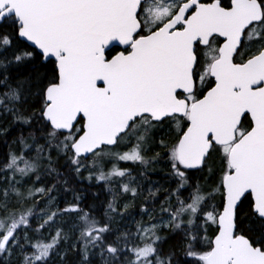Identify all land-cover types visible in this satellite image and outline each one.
Wrapping results in <instances>:
<instances>
[{"label": "water", "instance_id": "95a60500", "mask_svg": "<svg viewBox=\"0 0 264 264\" xmlns=\"http://www.w3.org/2000/svg\"><path fill=\"white\" fill-rule=\"evenodd\" d=\"M199 1L182 5L171 22L135 42L142 0H0V25L13 18L18 39L43 64H55L57 81L44 93L42 119L62 135L83 121L71 145L75 158L87 160L115 147L145 117L157 124L188 115L176 158L189 171L202 169L212 146L233 144L227 157L230 173L221 183L218 232L205 263L264 264V251L237 233L235 219L249 195L253 213L264 221V48L242 65L232 62L246 29L262 21V8L256 0H233V8L221 16L202 8L184 22ZM179 23L182 31L169 32ZM212 36L224 41L210 69L214 86L189 108L177 95L194 93L195 44ZM130 46V54L107 58L112 49ZM244 116L251 130L234 143Z\"/></svg>", "mask_w": 264, "mask_h": 264}, {"label": "trees", "instance_id": "16d2710c", "mask_svg": "<svg viewBox=\"0 0 264 264\" xmlns=\"http://www.w3.org/2000/svg\"><path fill=\"white\" fill-rule=\"evenodd\" d=\"M255 30L257 41L264 39L263 23ZM18 31L13 18L0 25V237L15 229L19 262L53 264L60 251V264H206L218 232L221 183L229 174L224 149L213 148L202 169L189 171L168 150L179 140L183 124L178 119L155 124L145 117L131 127L133 136L129 131L115 147L102 148L89 157L95 158L93 166L81 169L89 158H75L71 145L82 133V121L62 135L42 119L44 93L57 81L55 64H43L41 56L18 39ZM127 136L129 143L143 142L146 151L141 164H130V173L116 155L126 147ZM112 167L129 177L110 179ZM122 185L136 192L125 210ZM35 194L43 199L56 196L58 213L74 210L48 237H41L47 226L34 222L41 214ZM252 208L248 195L236 211V231L264 251V221ZM149 212L171 217L173 223L143 244L135 223ZM208 215L213 221H207ZM23 228L29 231L31 246L23 240ZM9 262L0 251V264H14Z\"/></svg>", "mask_w": 264, "mask_h": 264}, {"label": "flooded vegetation", "instance_id": "af4514ba", "mask_svg": "<svg viewBox=\"0 0 264 264\" xmlns=\"http://www.w3.org/2000/svg\"><path fill=\"white\" fill-rule=\"evenodd\" d=\"M154 1H155L156 5L159 4L160 6L157 5V6H155L156 8H154L152 5L150 7L151 10L146 11V10H144L145 7L147 6L146 4L148 2H151V0H142V2L140 4V8H139L140 11L137 15V21L140 23V29H139V32L133 37V42H135V41H137L143 37H146V36L153 34L154 31L162 29L164 27V25L171 22V20L177 16L178 12L181 9V6L186 5L191 0H180V1L174 0V2H171L172 0H154ZM256 1H258L259 5L262 8V18L263 19L258 24H252L246 29V32L243 35L242 45L240 46V48H238V50L236 51V55L233 57L232 62L234 65L244 64L245 62L248 61V59L259 54L260 50L262 48H264V45H263V47L260 48L259 51L257 52L256 49L253 48V46H255V44L257 43L256 42L257 39H253V38L251 39V42L248 43V45H251L253 49L252 50H249V49L245 50V48H244L245 44H246L245 39H246L248 32L252 31V30L256 32L255 28L264 22V0H256ZM171 4H175V5L173 7L170 6V8H169V5H171ZM232 4H233V0H200L198 7L195 5H192L187 10V12L185 13V16L183 17V21L188 22L202 8H210L216 16H221V13L223 12V10L224 11H230L233 8ZM157 8L165 11L163 13L164 14L163 16H160V17L156 16L155 12H158ZM154 14L158 18H155V19L152 18L151 19V15H152V17H154ZM145 18L147 19V21H145ZM183 29H184V24L179 23L178 25H176V27L173 30H171L169 32L174 33L176 31H182ZM223 45H224V41L218 36H212L211 38H209L208 41L205 42V44L202 43L201 39L196 42L195 50H194V55H196V63H195V70H194V74H193V79L195 80V88H194L195 91L190 96H186L183 93H179L177 95L178 99H183L186 102H188L189 108L191 107V105L193 103H195L196 101L203 98V95L209 89H211L214 86V81H213V79L210 78V69H211V65L213 64V62H215L219 59V57H220L219 51ZM131 50H132L131 46L126 48V49H121L119 47L114 48L110 51V53H111L110 57L119 54V52H122L124 55H128V54H130ZM244 52H246V54H244ZM208 62H209V64H208V68H207L205 66V64ZM187 118H188V115L186 117H180V118L175 116L173 118H168L167 120H164L162 122H167V121L169 122V120L170 121L171 120L177 121V119H178L184 126L183 131L181 133V135H182L183 132L188 128V119ZM80 121H82V120H80ZM245 121H248L249 125L247 127H245V124H244ZM162 122H159V123H162ZM133 124L131 125V127H133ZM82 125H83V121H82ZM171 126H172V123H171ZM131 127H130V130L132 129ZM251 127H252V124L250 122L249 117L244 116L239 123V128L236 131V134H235L236 140L234 143L238 142L240 140V138H242L245 134H247L251 130ZM181 135L179 136V140L176 143V147H177V145L181 139L180 138ZM232 145L233 144L228 145L226 147L212 146L210 152L213 150V148L224 149V151H227L225 153L226 154V160H227L228 154H229L230 150L232 149L231 148ZM176 147H175V150H176ZM176 151H175V153H176ZM227 163H228V160H227Z\"/></svg>", "mask_w": 264, "mask_h": 264}, {"label": "rangeland", "instance_id": "374dc122", "mask_svg": "<svg viewBox=\"0 0 264 264\" xmlns=\"http://www.w3.org/2000/svg\"><path fill=\"white\" fill-rule=\"evenodd\" d=\"M177 1V0H175ZM179 1V0H178ZM171 2H174V0H172ZM147 6L145 7L144 10L148 11L151 10V6L153 5L154 8H156L155 6H160L159 4H155L154 0H151V2H148L146 4ZM175 4H171L170 6H174ZM158 9V8H157ZM155 10V9H154ZM156 11V10H155ZM158 12H155L156 16L160 17L163 16L164 14V10H157ZM153 13V12H152ZM154 14V17H152L151 15V19H155L158 18L156 17ZM145 21H147V19L145 18ZM263 28H264V22H263ZM264 37V36H263ZM257 39V33L255 31H249L246 39H245V50L248 49V47H250L252 50V46L248 45V43L251 42V39ZM263 41V42H262ZM257 43L255 44L254 49H256V51L258 52L260 48H262V46L264 45V39L256 41ZM208 63L205 64V66L208 68ZM137 130H134V132ZM130 134H132L131 136L134 135V133H132V131L129 132ZM137 134V133H135ZM129 137L127 136V138H125V140L123 141V144H125V148H123L122 152H124L122 154L121 151H118L119 154L117 153L116 155L118 156V161L119 162H124L126 163L128 168L126 171L130 173V170L132 169L135 163H140L142 162L141 158L144 159L143 155H146V151L144 150V145L143 142H138L137 140L134 141H130L129 143ZM121 140V139H120ZM136 141V142H135ZM138 142V143H137ZM136 143V145H135ZM172 146L168 149L169 150V154H173L176 150V143L172 142ZM127 144V145H126ZM138 144V146H137ZM133 145V146H131ZM130 147V148H129ZM133 147V148H132ZM143 150V151H142ZM224 153H226L227 151H223ZM226 156V155H225ZM140 157V158H138ZM95 158H89L88 161L86 162V165H80L81 169H84L85 171H88L90 169V167L93 166L94 160ZM127 172H122V171H117V169L115 167H112L111 169H109V174L107 176H109L110 179H112L113 176H120L121 178L124 177H129L127 176ZM114 178V177H113ZM125 184V183H124ZM124 191V202H123V209L125 210V208L133 201L134 196L136 195V192L134 190H131L128 185H122ZM36 196V200H39V202L41 203V214L39 216H36L34 219V222L36 224H40L42 223V225L44 224L45 226H47V230L44 232V236H41L42 238L44 237H48L50 232H52V229H55V225L59 224V225H63L66 222V218L67 216H69L70 213H73L74 210H71V208L69 209H63L61 211V213H58V202L56 200V196L54 197H48L47 199H43L41 197H39L38 194H35ZM125 206V208H124ZM158 214H153V212H149V214L145 215L142 219H138L137 223H135V225H137V228H139V234L140 237L139 239L141 240V242L143 244H145L148 240H150V237L154 234L153 232L155 231H159L161 229H168L171 224L173 223L172 218L171 217H161L158 218L157 217ZM209 217V218H208ZM74 219H76V216H74ZM207 221L211 222L213 221V219L211 218L210 215L207 216ZM48 222V223H47ZM50 226H49V225ZM21 227V226H20ZM77 228V225L74 224L70 227L71 233L70 235L75 233V229ZM26 228L22 229V237L23 240L26 241V245L27 246H31L32 242L30 241V234L28 231V234H26L27 232L25 231ZM77 234H79V232L77 231ZM18 244V239H17V234L15 233V229H9L8 232L6 234H4L2 237H0V251L4 253V257L5 260L9 259L10 262L9 263H14V264H21L20 261V251L19 248L17 247ZM60 255V251L56 252V255L54 256V258L52 259V261H54L53 264H60V261H58V257Z\"/></svg>", "mask_w": 264, "mask_h": 264}]
</instances>
